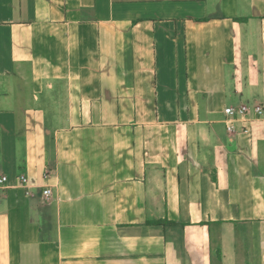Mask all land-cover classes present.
<instances>
[{"label": "crops", "instance_id": "obj_1", "mask_svg": "<svg viewBox=\"0 0 264 264\" xmlns=\"http://www.w3.org/2000/svg\"><path fill=\"white\" fill-rule=\"evenodd\" d=\"M0 173V264H264V0H0Z\"/></svg>", "mask_w": 264, "mask_h": 264}, {"label": "built area", "instance_id": "obj_2", "mask_svg": "<svg viewBox=\"0 0 264 264\" xmlns=\"http://www.w3.org/2000/svg\"><path fill=\"white\" fill-rule=\"evenodd\" d=\"M224 112L227 116L226 118V128L228 132L233 131V122L239 118H243L249 112H252L254 119H260L263 114V107L261 105H254L252 107L246 105H240L238 107H225ZM48 171L44 173V177H48ZM21 185H26L28 178L26 176H20L19 178ZM8 184V176L4 173H0V189H4ZM51 190L49 186L43 188V195L47 199L50 196Z\"/></svg>", "mask_w": 264, "mask_h": 264}, {"label": "trees", "instance_id": "obj_3", "mask_svg": "<svg viewBox=\"0 0 264 264\" xmlns=\"http://www.w3.org/2000/svg\"><path fill=\"white\" fill-rule=\"evenodd\" d=\"M164 222V220H158V221H152V222H149V223H157V224H162Z\"/></svg>", "mask_w": 264, "mask_h": 264}]
</instances>
